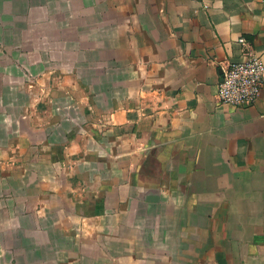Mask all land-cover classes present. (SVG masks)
Returning <instances> with one entry per match:
<instances>
[{
    "label": "crops",
    "instance_id": "obj_1",
    "mask_svg": "<svg viewBox=\"0 0 264 264\" xmlns=\"http://www.w3.org/2000/svg\"><path fill=\"white\" fill-rule=\"evenodd\" d=\"M250 52L264 0H0V264H264Z\"/></svg>",
    "mask_w": 264,
    "mask_h": 264
},
{
    "label": "built area",
    "instance_id": "obj_2",
    "mask_svg": "<svg viewBox=\"0 0 264 264\" xmlns=\"http://www.w3.org/2000/svg\"><path fill=\"white\" fill-rule=\"evenodd\" d=\"M237 41L247 45L245 37ZM264 85V61L255 53H246L242 60L228 62L221 68L216 97L219 103L232 106L253 104Z\"/></svg>",
    "mask_w": 264,
    "mask_h": 264
},
{
    "label": "rangeland",
    "instance_id": "obj_3",
    "mask_svg": "<svg viewBox=\"0 0 264 264\" xmlns=\"http://www.w3.org/2000/svg\"><path fill=\"white\" fill-rule=\"evenodd\" d=\"M76 243H77V244H79V243H80L79 239L76 241Z\"/></svg>",
    "mask_w": 264,
    "mask_h": 264
}]
</instances>
